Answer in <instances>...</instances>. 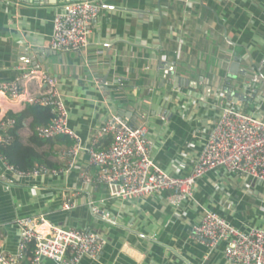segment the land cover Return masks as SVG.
Returning <instances> with one entry per match:
<instances>
[{"label": "crops", "instance_id": "0c3cea01", "mask_svg": "<svg viewBox=\"0 0 264 264\" xmlns=\"http://www.w3.org/2000/svg\"><path fill=\"white\" fill-rule=\"evenodd\" d=\"M97 1L102 10L88 49L62 53L47 43L54 17L67 4L0 0V84L14 83L19 66L47 71L57 80L67 128L81 145L97 143L102 123L114 115L145 126L154 163L178 178L190 175L223 106L264 122V0ZM20 92L18 99L0 96L2 115L17 120L23 113L28 94ZM18 131L10 134L13 142L26 145L31 136ZM39 141L37 153L53 166L41 167L54 174L21 178L0 156V254L17 253V221L26 217L104 240L97 260L79 264H232L224 244L209 249L191 240L205 212L243 232L264 230L263 182L218 168L198 180L193 198L179 207L159 197L120 201L97 182L87 153L62 157L74 146L68 137ZM32 161L31 170L39 168ZM67 201L74 206L69 211Z\"/></svg>", "mask_w": 264, "mask_h": 264}, {"label": "built area", "instance_id": "2783aa9c", "mask_svg": "<svg viewBox=\"0 0 264 264\" xmlns=\"http://www.w3.org/2000/svg\"><path fill=\"white\" fill-rule=\"evenodd\" d=\"M101 10L102 4L97 0L67 4L64 11L54 17L48 49L62 53L86 51ZM16 69L21 73L20 77L14 83L0 84V96L18 99L20 91H24L28 94L29 105L49 109L52 115L48 126L31 130L24 123L21 132L27 137L34 134L42 141L68 137L74 146L62 153V157L87 153L88 167L96 171L97 182L107 188L112 199L138 201L159 197L170 206L179 207L193 198L197 181L218 168L264 183V122L251 115L223 106L190 175L172 177L154 163L145 126H132L129 121L113 115L97 132V139L111 137L110 146L101 151L96 149V142L83 146L76 134L67 128L68 114L57 93L56 78L44 70H26L23 66ZM15 127V118L0 112V143L10 145L13 142L10 134ZM8 168L21 178L55 173L43 167L28 173ZM82 179L85 184L89 183V174L84 173ZM73 207V203L67 201L64 209L69 211ZM17 225L20 229L18 251L15 255L0 254V264H22L27 260L29 264H43L44 261L79 264L84 258L97 260L105 247L104 240L91 232L55 227L41 216L21 218ZM190 238L209 249L224 244V258L229 263L264 264V230L243 232L213 212L202 215L199 223L192 227ZM29 250H32L31 259H27ZM135 255L130 254L135 261L141 259L134 258Z\"/></svg>", "mask_w": 264, "mask_h": 264}, {"label": "trees", "instance_id": "16d2710c", "mask_svg": "<svg viewBox=\"0 0 264 264\" xmlns=\"http://www.w3.org/2000/svg\"><path fill=\"white\" fill-rule=\"evenodd\" d=\"M16 127L12 131V134L17 137V131L23 127V124L31 119L29 128L34 130L37 127L48 126L52 120V115L49 109L42 108L36 105H27L23 113L16 118ZM64 137V136H62ZM112 142L110 136H104L100 138L96 143V149L101 151L100 147H103L106 150ZM44 142L38 140L36 135H32L29 139V142L26 145H23L18 139H16L10 145L0 144V156L7 163V165L13 167L15 170L20 172H29L33 168V159L36 160V163L39 167L46 166L52 168L46 160V155L39 154L36 151V147H40ZM32 250L27 252V259H31ZM22 264H29L28 260Z\"/></svg>", "mask_w": 264, "mask_h": 264}, {"label": "water", "instance_id": "95a60500", "mask_svg": "<svg viewBox=\"0 0 264 264\" xmlns=\"http://www.w3.org/2000/svg\"><path fill=\"white\" fill-rule=\"evenodd\" d=\"M82 0H46V3L49 5H56L57 3H61V4H69V3H75V2H80ZM33 61L35 62V60L33 59ZM237 66V63L232 65V67ZM163 70L167 71V74L169 76H173V68L172 67H166L165 65H162L161 67ZM236 78V72H233V70L230 71L229 73V79H234ZM178 81V78L176 80V82ZM226 91V93L229 95L231 88L229 89L228 87L224 89ZM121 120V118H119Z\"/></svg>", "mask_w": 264, "mask_h": 264}]
</instances>
